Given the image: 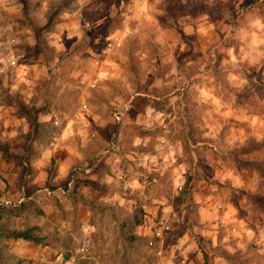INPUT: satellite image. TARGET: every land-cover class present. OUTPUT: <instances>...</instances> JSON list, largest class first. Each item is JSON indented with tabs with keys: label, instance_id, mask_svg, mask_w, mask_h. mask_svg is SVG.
<instances>
[{
	"label": "crops",
	"instance_id": "obj_1",
	"mask_svg": "<svg viewBox=\"0 0 264 264\" xmlns=\"http://www.w3.org/2000/svg\"><path fill=\"white\" fill-rule=\"evenodd\" d=\"M197 1L201 0H179V4L184 7L191 3L194 8ZM231 1L229 4V0H204L199 2L204 8L201 12L179 15L176 23L181 27L182 38L171 43L161 34L160 40L157 39L161 49L168 48L178 57V52L180 55L186 48L194 56L209 58L207 65L217 56H223L224 63L231 66L238 62L261 64L264 60V0ZM215 8L221 12H216ZM9 41L15 47L19 44L15 39ZM121 41L117 39V46ZM206 66L199 67L187 86L179 82L185 74L181 66L172 70L180 74L176 83L149 82L144 87L150 92H133L126 96L125 112L139 111L137 119L133 120L142 125L139 127L143 134L127 132L124 128L115 133V129L105 123L96 124L95 119L92 120L95 112L88 109L92 89L100 79L115 81L116 77L117 81L121 79L122 88L134 87L131 77L124 84L121 67H98L99 73L94 77L99 79L95 82L89 81L87 68L69 69L66 77L76 81L74 89L78 91L73 93L72 84L65 79L69 92H65L63 98L73 104L76 103L73 97H78L81 109L74 115L64 113L62 128L55 138L57 142L48 145L43 158L31 164V178L20 179L19 184L10 183L13 189L3 188L2 191L7 192L5 196L1 194L2 198L13 193L14 199L21 203L25 198L51 200L57 193L73 196L75 204L82 209L76 220L82 234L79 243L85 247L88 236L95 231L93 225L88 224L91 213L85 204L88 199L115 201V193L104 195V189L98 187L111 189L115 184L121 185L125 192L135 193L141 199L143 220L134 228L139 237L145 238L164 227L162 244L171 233L180 234L177 248L181 253L176 264H264V81L253 84L263 89V94L257 98L260 107L254 109L249 102L253 97L245 90L249 88L247 82L231 81L233 97L220 96L219 84L211 75L213 67ZM111 83V86L103 85L106 92L111 93V97L104 96L103 100L115 104V82ZM190 83L194 88L191 99L185 97ZM160 86L168 90L156 95L154 89ZM156 101L160 102L161 110L154 107ZM176 107L180 109L178 112ZM55 117L48 115L46 121ZM188 119L195 124L192 128L171 127L175 120ZM155 122L160 126L158 131ZM46 157L48 163L44 162ZM2 170L3 164H0ZM45 184L67 185L68 190L61 192L60 187L51 189ZM89 185L97 187L90 189ZM232 193L238 205L231 200ZM170 194L176 195L177 206ZM5 202L8 205V200ZM186 204L191 206V211L177 210ZM250 206L263 208L253 211ZM23 215L20 213L13 218L22 222ZM38 220L37 223L32 220L28 227L39 226ZM67 224L65 235L73 237L71 224ZM26 229L21 225L5 231ZM43 245L0 237V247L7 248L22 264H56L57 248L50 243ZM41 251L51 253L53 258L41 257ZM73 261L74 257L69 256L65 263L74 264ZM165 261L168 264L170 257Z\"/></svg>",
	"mask_w": 264,
	"mask_h": 264
},
{
	"label": "rangeland",
	"instance_id": "obj_2",
	"mask_svg": "<svg viewBox=\"0 0 264 264\" xmlns=\"http://www.w3.org/2000/svg\"><path fill=\"white\" fill-rule=\"evenodd\" d=\"M199 2L204 0L197 1L192 8L191 3L181 7L179 0H0V67L4 68V73H0V164H3L0 171V237L8 227L24 225L26 230H33L31 235L38 239L39 246L50 243L57 248L55 259L59 260L56 264H66L69 256L74 257V264H167L168 257V264H176L181 253L177 248L180 234L171 233L162 244L163 234L157 237L154 232L145 238L139 237L134 228L143 220L141 199L135 193L125 192L121 185L115 184L111 189L98 187L104 189V195L111 191L115 193V201L92 202L88 199L85 204L91 213L88 224L95 228L85 247L80 246L82 234L76 220L82 209L75 204L73 196H67V193L58 196L57 193L51 200L25 198L20 203L13 193L5 199L1 194L5 196L7 191H2L5 187L8 191L13 189L10 183L19 184L20 179L31 178V164L43 158L48 145L57 142L55 138L59 136L58 129L62 128L64 113L74 115L81 109L78 97H73L76 102L73 104L63 98L65 92H69L65 79L72 84L73 93L78 91L74 89L76 81L66 77L67 71L75 66L87 68L86 75L92 82L99 79L94 76L99 73L97 68L103 65L121 67L126 80L124 84L128 78H133L135 85L128 90L119 85L121 79L117 81L116 77L115 81H111L113 78L97 81V87L92 89L89 97L88 109L95 112L92 120L95 119L96 124L105 123L115 129V133L124 128L127 132L143 134L142 125L133 120L137 119L139 111L125 112L126 96L133 92H150L144 87L149 82L176 83L180 74L172 70L181 66L185 68V74L179 82L187 86L199 67L208 64L209 58L194 56L186 48L176 57L177 54L168 48L161 49L157 41L161 34L170 42L182 38L176 18L183 13L201 12L204 8ZM231 2L229 0V4ZM215 10L221 12L218 8ZM10 39L18 40L19 44L15 47ZM117 39L122 40L120 46H117ZM234 64L224 63L223 56H217L206 66L213 67L212 78L219 84L217 93L233 97L229 83L243 80L249 84L245 90L253 97L250 104L254 109L259 108L257 98L264 88H255L253 84L264 81V60L258 65ZM19 67L20 71H17ZM111 82H115V104L103 100L104 96L111 97L110 91L107 93L103 87L104 83L111 86ZM167 90L160 86L154 92L162 95ZM193 90L190 83L185 97L191 99ZM159 103L156 101L154 107L161 110ZM48 115L56 117L46 121ZM116 115L121 117L120 120ZM155 125L158 131L160 126L156 122ZM194 125L190 119L171 123L172 128H192ZM48 160V157L44 158V162L48 163ZM45 186L60 187L61 192L68 190L67 185ZM87 187L95 189L97 186ZM172 195L177 206V197ZM232 196L233 193L231 200L238 205ZM183 208L191 211L189 204L179 206L177 210ZM261 208L250 206L249 209ZM20 213H24L22 222L13 218ZM37 219L39 226L29 228L32 220L37 223ZM67 223L71 224L73 237L65 235ZM42 255L53 258L51 253L42 254L41 251ZM0 264H22V260L13 257L7 248L0 247Z\"/></svg>",
	"mask_w": 264,
	"mask_h": 264
},
{
	"label": "trees",
	"instance_id": "obj_3",
	"mask_svg": "<svg viewBox=\"0 0 264 264\" xmlns=\"http://www.w3.org/2000/svg\"><path fill=\"white\" fill-rule=\"evenodd\" d=\"M32 231L33 230H25V231H22V232L5 231L4 232V236L7 237V238H13V239L31 240V241L36 243V241H38V239L35 238V236L31 235Z\"/></svg>",
	"mask_w": 264,
	"mask_h": 264
},
{
	"label": "built area",
	"instance_id": "obj_4",
	"mask_svg": "<svg viewBox=\"0 0 264 264\" xmlns=\"http://www.w3.org/2000/svg\"><path fill=\"white\" fill-rule=\"evenodd\" d=\"M0 73H3V68L0 69ZM163 231H164V227L163 228L161 227L157 231H155V235L157 237H160L163 234Z\"/></svg>",
	"mask_w": 264,
	"mask_h": 264
}]
</instances>
